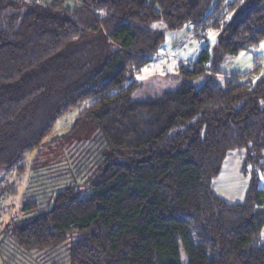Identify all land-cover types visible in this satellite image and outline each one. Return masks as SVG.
I'll return each instance as SVG.
<instances>
[{
	"label": "trees",
	"instance_id": "16d2710c",
	"mask_svg": "<svg viewBox=\"0 0 264 264\" xmlns=\"http://www.w3.org/2000/svg\"><path fill=\"white\" fill-rule=\"evenodd\" d=\"M155 22L218 29L215 59L204 47L177 86L135 97L165 41ZM263 38L264 0H0V180L71 110L54 138L96 157L69 176L90 194L73 180L5 222L0 264H264V68L218 64ZM236 150L252 176L238 202L213 186ZM41 162L32 181L63 180Z\"/></svg>",
	"mask_w": 264,
	"mask_h": 264
},
{
	"label": "rangeland",
	"instance_id": "374dc122",
	"mask_svg": "<svg viewBox=\"0 0 264 264\" xmlns=\"http://www.w3.org/2000/svg\"><path fill=\"white\" fill-rule=\"evenodd\" d=\"M154 25L156 28L165 31V41L155 59L136 73V77L142 81V85L136 90L135 97L155 94L164 89L177 86L181 80L178 74L179 62L195 60L204 47L211 51L212 57L215 59L214 52L218 40V29L209 27L206 32L207 36L203 38L194 34L193 26L190 24H184L173 29L166 27L164 22H155ZM218 64L219 68L226 72H244L253 69L257 64H262V68H264V38L258 45L249 50L227 55L223 60L218 61ZM76 114L77 110H71L59 119L51 133L45 138V140L50 139V141L39 150L30 152L27 158L23 160L24 168L21 170H17V168L2 169L0 180V228L23 211L22 206L25 200L38 197L37 201L41 202L43 200L42 195L55 193L57 190L53 189L61 188L64 183L68 185L72 182L75 184L76 182L73 180L81 181L79 188L82 190L83 196L91 193L90 186L86 181L88 175L84 171H81L76 177L70 178L69 176L71 168L75 164L77 165V161H73L78 157H81V161L85 158L94 161L96 157L92 156L90 150L87 149V145L65 146L66 142L73 140H70V138L75 136L76 133L66 139L63 138L62 142L64 141V144L61 142L60 137L54 138L55 134H61L71 126ZM64 148L67 149L68 159L59 163V159L65 155ZM37 152L40 162L39 160H31V157ZM243 159V153L239 150L232 152L225 159L221 172L213 179V186L216 191L229 200L244 199L246 189L250 183L252 177L251 167L249 166L248 171L245 172L243 170ZM41 161L49 162L50 165L59 163L54 166H45L43 170H48L50 172L48 176L52 179L62 176L63 180L59 182L62 184L52 182V180L47 181V179L32 181L38 177L35 176L38 170L42 172L41 168L44 165ZM35 162L37 164L33 167ZM257 173L260 183L264 185V170L258 169ZM41 176L46 177L45 175ZM41 182L45 183L38 185ZM12 188L15 189L14 192H12L13 190L10 191ZM183 258L186 260L184 255ZM13 264L19 263L15 261ZM25 264H28V262L26 261Z\"/></svg>",
	"mask_w": 264,
	"mask_h": 264
},
{
	"label": "crops",
	"instance_id": "0c3cea01",
	"mask_svg": "<svg viewBox=\"0 0 264 264\" xmlns=\"http://www.w3.org/2000/svg\"><path fill=\"white\" fill-rule=\"evenodd\" d=\"M68 1H71V2H76V1H78V0H68ZM225 197V196H224ZM232 201H241V200H232Z\"/></svg>",
	"mask_w": 264,
	"mask_h": 264
}]
</instances>
